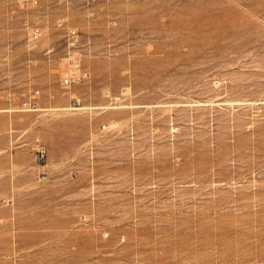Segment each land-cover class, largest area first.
<instances>
[{
  "label": "rangeland",
  "instance_id": "1",
  "mask_svg": "<svg viewBox=\"0 0 264 264\" xmlns=\"http://www.w3.org/2000/svg\"><path fill=\"white\" fill-rule=\"evenodd\" d=\"M0 264H264V0H0Z\"/></svg>",
  "mask_w": 264,
  "mask_h": 264
},
{
  "label": "built area",
  "instance_id": "2",
  "mask_svg": "<svg viewBox=\"0 0 264 264\" xmlns=\"http://www.w3.org/2000/svg\"><path fill=\"white\" fill-rule=\"evenodd\" d=\"M80 1L87 2L88 0H80ZM39 33H40L39 27H34L30 30V37L37 38ZM68 63L70 66L62 76L61 83L63 86H68L73 82L81 81L88 76V72L82 68L81 59L77 54L73 53L72 55H70L68 57ZM21 104L22 106L28 109L36 108V103H34V101L30 99H24Z\"/></svg>",
  "mask_w": 264,
  "mask_h": 264
}]
</instances>
